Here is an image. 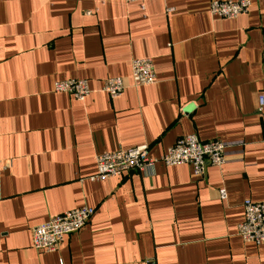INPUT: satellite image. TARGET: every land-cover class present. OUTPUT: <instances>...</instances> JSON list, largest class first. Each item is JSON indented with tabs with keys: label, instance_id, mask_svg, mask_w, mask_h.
<instances>
[{
	"label": "crops",
	"instance_id": "obj_1",
	"mask_svg": "<svg viewBox=\"0 0 264 264\" xmlns=\"http://www.w3.org/2000/svg\"><path fill=\"white\" fill-rule=\"evenodd\" d=\"M212 1L0 0V264H264L236 231L244 200L264 204V2L223 20ZM145 58L155 82L133 85ZM111 77L126 82L116 99ZM71 79L85 101L53 92ZM192 133L226 144L203 177L157 164L86 180L98 154L159 157ZM83 206L91 220L56 252L32 248V228Z\"/></svg>",
	"mask_w": 264,
	"mask_h": 264
},
{
	"label": "built area",
	"instance_id": "obj_2",
	"mask_svg": "<svg viewBox=\"0 0 264 264\" xmlns=\"http://www.w3.org/2000/svg\"><path fill=\"white\" fill-rule=\"evenodd\" d=\"M147 0H124L125 4L138 3L142 9ZM264 2V0H255ZM209 14L223 20L235 19L248 13L251 0H213L209 4ZM131 80L136 86L151 85L155 82L154 67L151 59H135L131 63ZM126 87L122 77H111L103 81L101 90L111 99L119 98ZM55 94L66 93L77 102L85 101L91 91L87 80H59L53 85ZM258 112H264V92L258 96ZM226 144L219 140L202 141L195 133L183 136L175 141L159 157L149 154L148 146L118 149L96 156V172L87 177L92 183L120 177L125 173L137 171L152 173L157 164L164 166H181L187 164L197 177H203L208 166L220 167L224 164ZM3 166L0 160V174ZM219 196L225 199V191L220 190ZM243 219L236 226L237 235L244 243L259 246L264 244V204L246 199L241 204ZM94 210L79 207L62 214L51 216L44 224L31 230V246L39 253H54L62 244L64 237L77 233L92 218Z\"/></svg>",
	"mask_w": 264,
	"mask_h": 264
}]
</instances>
